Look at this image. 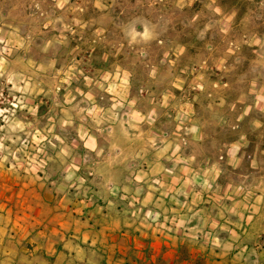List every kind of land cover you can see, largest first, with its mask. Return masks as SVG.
<instances>
[{
    "label": "crops",
    "instance_id": "obj_1",
    "mask_svg": "<svg viewBox=\"0 0 264 264\" xmlns=\"http://www.w3.org/2000/svg\"><path fill=\"white\" fill-rule=\"evenodd\" d=\"M83 21L71 46L95 70L81 88L87 105L53 123L61 150L42 167L0 168V264H264L258 154L249 160L243 135H222L225 120L212 133L191 120L153 138L129 76L108 74L111 96L97 87L108 27Z\"/></svg>",
    "mask_w": 264,
    "mask_h": 264
},
{
    "label": "rangeland",
    "instance_id": "obj_2",
    "mask_svg": "<svg viewBox=\"0 0 264 264\" xmlns=\"http://www.w3.org/2000/svg\"><path fill=\"white\" fill-rule=\"evenodd\" d=\"M103 4L108 8L95 0H0V168L42 167L43 155L58 148L56 134L65 132L53 123L87 105L81 88L95 70L71 46L78 36L71 31L88 20L108 27L98 54L109 56L107 75L98 88L111 96L119 86L108 74L129 76L153 138L159 128L174 136L191 120L212 133L225 120L222 135L245 137L249 160L258 154L251 177L264 180V0Z\"/></svg>",
    "mask_w": 264,
    "mask_h": 264
}]
</instances>
